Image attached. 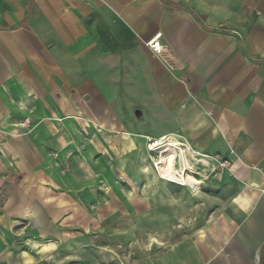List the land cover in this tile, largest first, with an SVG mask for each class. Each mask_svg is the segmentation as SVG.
<instances>
[{"label":"crops","instance_id":"1","mask_svg":"<svg viewBox=\"0 0 264 264\" xmlns=\"http://www.w3.org/2000/svg\"><path fill=\"white\" fill-rule=\"evenodd\" d=\"M116 67L156 129L223 158L233 186L156 264H264V0H0V171L18 116L59 114L71 82Z\"/></svg>","mask_w":264,"mask_h":264},{"label":"rangeland","instance_id":"2","mask_svg":"<svg viewBox=\"0 0 264 264\" xmlns=\"http://www.w3.org/2000/svg\"><path fill=\"white\" fill-rule=\"evenodd\" d=\"M117 67L110 78L71 82L68 108L21 114L19 131L5 135L18 143L0 171V264L170 262L174 242L229 202L223 158L207 163V154L178 146L175 171L185 159L187 173L202 180L195 195L159 178L161 149L150 151L148 140L188 141V133L156 129L161 122L141 113L138 90L125 87Z\"/></svg>","mask_w":264,"mask_h":264},{"label":"bare ground","instance_id":"3","mask_svg":"<svg viewBox=\"0 0 264 264\" xmlns=\"http://www.w3.org/2000/svg\"><path fill=\"white\" fill-rule=\"evenodd\" d=\"M178 146L179 143L171 138L169 144H164V147H160V154L155 163L158 168L159 178L186 187L192 193L197 194L202 181L193 178L187 173L190 166L186 163L185 159L183 171L177 173L174 169L175 161L179 156L178 153L181 151ZM181 153L183 152L181 151Z\"/></svg>","mask_w":264,"mask_h":264},{"label":"built area","instance_id":"4","mask_svg":"<svg viewBox=\"0 0 264 264\" xmlns=\"http://www.w3.org/2000/svg\"><path fill=\"white\" fill-rule=\"evenodd\" d=\"M158 38V36H155L152 40H150L149 42H147V46L152 50L153 53L159 55L162 51V47L160 46L159 42L156 40ZM170 139L169 136H161L159 138L156 139H149L148 140V148L150 149V151L152 152H157V150L164 144H169L170 143ZM158 158V154L155 155L154 159ZM153 166L156 169V171L158 172V168L156 167L155 163L153 162Z\"/></svg>","mask_w":264,"mask_h":264}]
</instances>
